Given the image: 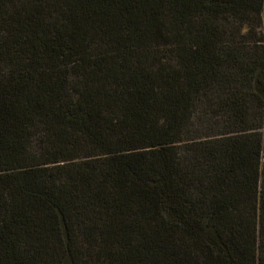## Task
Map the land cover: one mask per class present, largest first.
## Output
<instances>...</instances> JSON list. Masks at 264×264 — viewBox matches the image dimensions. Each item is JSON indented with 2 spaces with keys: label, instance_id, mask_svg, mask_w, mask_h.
Returning a JSON list of instances; mask_svg holds the SVG:
<instances>
[{
  "label": "trees",
  "instance_id": "16d2710c",
  "mask_svg": "<svg viewBox=\"0 0 264 264\" xmlns=\"http://www.w3.org/2000/svg\"><path fill=\"white\" fill-rule=\"evenodd\" d=\"M0 264H264V0H0Z\"/></svg>",
  "mask_w": 264,
  "mask_h": 264
}]
</instances>
